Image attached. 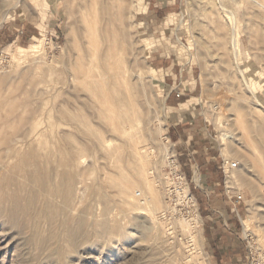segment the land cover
<instances>
[{
    "label": "rangeland",
    "instance_id": "rangeland-1",
    "mask_svg": "<svg viewBox=\"0 0 264 264\" xmlns=\"http://www.w3.org/2000/svg\"><path fill=\"white\" fill-rule=\"evenodd\" d=\"M121 1L124 17L115 25L130 73L117 90L129 121L116 132L92 94L71 79L78 58L96 59L94 0H0V138L18 134L15 147L26 150L32 131L52 124L33 145L48 190L75 171L66 209L52 190L40 193L19 177L22 200L39 193L29 208L35 220L15 223L4 210L12 209L6 196L16 189L5 179L16 180L17 160L0 146V264H264V155L255 133L264 124V42L251 6ZM59 149L75 168L59 163ZM223 161L236 163L237 172L223 173ZM147 181L156 202L147 207L151 214L131 201L150 196ZM46 202L56 210L51 223L41 212ZM192 214L193 253L178 223Z\"/></svg>",
    "mask_w": 264,
    "mask_h": 264
},
{
    "label": "bare ground",
    "instance_id": "bare-ground-1",
    "mask_svg": "<svg viewBox=\"0 0 264 264\" xmlns=\"http://www.w3.org/2000/svg\"><path fill=\"white\" fill-rule=\"evenodd\" d=\"M245 2L247 4H249V6H251V8H252V10H251L252 12H250V13H252L253 20L261 28L260 29V33H261L260 36L262 38V41L264 42V0H245ZM110 5L112 7L116 8L115 14H113L111 12V9H110L111 6ZM97 7H98V9L100 8V11H98V9H96ZM89 12H91V11H89ZM93 12H94V16H92L93 21L90 24L91 26L89 25L90 26L89 27V33H90L89 37H90V42H91L90 45H91V48H92L93 53H94L92 58H94V56H95L96 59H95V61L93 60V62L91 60V62L87 64V63L83 62L81 58H78V60L75 64L72 63L73 66H72L71 79H72V82L79 84V85L81 84L82 88L87 89L92 94V96L96 100L97 109L99 110L97 112L99 113L101 118L104 119L111 126L113 131L117 132V131H119L120 126L123 122L129 121V114L119 105L120 99L118 97L119 92L117 90L120 82L122 81L124 83L126 81V77L129 76V73H130L129 72L130 68L127 67V65L123 64V62L120 61L121 60L120 57H121V55H123V51H124V34L121 31V29L119 30L118 28H116V25H115V23H116V24H118V27H120L122 24V20L124 17L123 10H122V1L121 0H101V2L98 3L94 0V11ZM232 23L235 24L233 16H232ZM233 32H234V30H233ZM232 37H233L232 45H233V48L235 49V42L236 41L234 39V35ZM99 45H101L102 48H101V51L99 53H97ZM84 53L86 54V51ZM227 55H228V53H227ZM224 56H222V59L224 58ZM235 56H236V54H235ZM222 62L224 63L225 67L228 69V66H229L228 61L225 60V58H224V60ZM52 66H57V65H52ZM133 67H131V68H133ZM234 69L235 68H233V70ZM133 70L136 71L135 69H132V71ZM231 70H232V67H231L230 71ZM49 71H51L52 73L56 72L55 67H51ZM131 75H132V73H131ZM137 78H139V76ZM240 78L242 81L241 83L246 84V82H245L246 80L243 77H240ZM229 79H232V77H230ZM248 86L249 85H247V86L245 85L246 88ZM139 88H140V86H139ZM78 92H79V90H78ZM80 92H79V94L78 93L77 94L79 96V99L80 98L82 99L84 96L82 94H80ZM77 94H75V96H77ZM86 97L89 98L88 96H86ZM81 99H80V102H81ZM82 101H85V100H82ZM82 104H83V102H82ZM11 110H13L12 107H11ZM92 113H94V112H92ZM92 113H91V115H92ZM58 114H61V113L58 112ZM65 117H66V115L63 118H65ZM90 117H92V116H90ZM67 119H69V118H67ZM145 119L146 118H144V120ZM97 121H98V119H97ZM99 121H100V119H99ZM99 121H98V124H99ZM145 121H147V119ZM69 122L71 123V121H69ZM37 124H40V123H37ZM77 124L78 123H76V125ZM50 127H53V125L52 124H51V126L48 125L45 128H42V130H39L37 132H35L33 130L31 133V140L28 143L27 149L26 148H25L26 150L22 149V151H21V149L19 150V148L15 147L17 145V143L20 142L18 134L15 135L14 137L12 135V137H10L9 139H6L7 136L6 137L3 136L2 138H0V146H4L5 153H9V151L12 150V157H14V159L17 160V163L12 167V173H13L14 177L16 178V180H13L11 178L9 179L8 177H7V179H5L7 186H9V185L14 186L16 189L15 190L16 192L8 193V195L6 196L8 198V201L12 205V209L10 211L4 210V211H6L4 213L7 216V218L11 219L12 221L14 220L15 223L21 219H22L21 220L22 222L24 221L23 219H25V220L28 219V221H34L36 217L33 215L30 216L29 208L32 207V205L36 199V194L39 193L37 191H40V193H49L48 191L52 190L51 189L52 187L51 188L49 187L50 190H48V188H47V182L49 181L48 180L49 176H48V174H45L43 171L41 172L40 166H41L43 161L38 156L37 148H35L33 146L34 142L40 140L45 135V132L47 131V129ZM255 133H256V138H257L256 142L259 145L258 147H260V150H261L262 154L264 155V124H262L261 126H257ZM124 148L126 149V147H124ZM127 149H128V147H127ZM62 152H63V150L59 149V153L61 155L59 163L62 166H68V167L71 166V167L75 168L76 164H75V161L73 160V158L66 157V155H63V153H65V152H63V153ZM127 155H131L129 149L127 151ZM227 163H229V162H227ZM230 171H233L234 174L237 172V171H234V169L231 170L227 167V173ZM19 177H22L24 180L31 183L32 189L33 188L36 189L37 191H35V192H37V193L35 194V192L34 193L30 192V194H29L27 192L28 193L27 194L25 191L27 196L24 200H22L20 198L19 193L22 192L21 190H23V192H24L25 188H24V185L21 184L22 181L19 183V181H18ZM74 178H75V171H71L68 173L65 172V173L60 174V177L58 179L59 181L56 182V184L53 188L54 190H52V192L55 195H57V196L59 195L60 197H62L64 209H66L67 206L69 205V203L72 202L71 200L73 198L72 190H73ZM237 179H239L243 183H247V178L244 175H238ZM0 183H2V181ZM27 185H28V183H27ZM27 185H26V188H27ZM146 187L150 193L149 194L150 196L148 198L142 197V199L136 200V201H134V199H135L134 198L131 201H133V203H134L133 204L134 210L143 211L146 214H151L150 211L147 209V207L149 205H151L153 207L156 205L155 204L156 203L155 202V195L153 194L154 193L152 191L153 188L148 181L146 182ZM33 190H31V191H33ZM41 212H42V215H44L45 219L49 223H51L54 220L56 210L54 209L53 204H51L50 202H46V203H44V205H42ZM188 218L189 219H183V220L181 219V220H179L178 223L181 226V228L183 230H185V232L188 233L189 239L187 242V248L190 252L193 253L196 249L195 248L196 246H195V240L192 236V230L197 227L196 225H197L198 216L195 214H192V216L188 217ZM21 221H19V222H21ZM80 228H81V224L78 223L77 226H75L73 228V230L69 231L68 235H70L71 240H73L76 237L78 230ZM168 235L171 236L172 232L168 233ZM54 237H55V235L52 237L50 236L49 240H51V241L54 240ZM37 243H38V241H37ZM48 245H49V243H48Z\"/></svg>",
    "mask_w": 264,
    "mask_h": 264
},
{
    "label": "built area",
    "instance_id": "built-area-1",
    "mask_svg": "<svg viewBox=\"0 0 264 264\" xmlns=\"http://www.w3.org/2000/svg\"><path fill=\"white\" fill-rule=\"evenodd\" d=\"M236 163H233V162H231V163H227V162H224L223 161V164H222V170H223V173H226V171H227V167L229 168V169H231V170H233V169H235L236 168Z\"/></svg>",
    "mask_w": 264,
    "mask_h": 264
},
{
    "label": "crops",
    "instance_id": "crops-1",
    "mask_svg": "<svg viewBox=\"0 0 264 264\" xmlns=\"http://www.w3.org/2000/svg\"><path fill=\"white\" fill-rule=\"evenodd\" d=\"M178 125H179V124H175L176 127H177ZM173 128H174V127H173ZM188 138H190V137H188ZM178 139H179V140H178ZM170 140H171V138H170ZM174 140H175V142H176V141L178 142V141H180V137H178V138H175V137H174ZM177 142H176V143H177ZM176 143H174V144H176Z\"/></svg>",
    "mask_w": 264,
    "mask_h": 264
}]
</instances>
